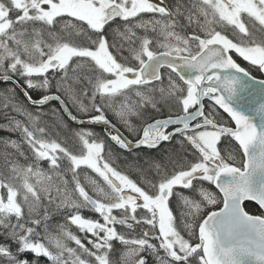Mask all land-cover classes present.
Instances as JSON below:
<instances>
[{
	"label": "snow or ice",
	"instance_id": "obj_1",
	"mask_svg": "<svg viewBox=\"0 0 264 264\" xmlns=\"http://www.w3.org/2000/svg\"><path fill=\"white\" fill-rule=\"evenodd\" d=\"M264 0H0V264H264Z\"/></svg>",
	"mask_w": 264,
	"mask_h": 264
},
{
	"label": "water",
	"instance_id": "obj_2",
	"mask_svg": "<svg viewBox=\"0 0 264 264\" xmlns=\"http://www.w3.org/2000/svg\"><path fill=\"white\" fill-rule=\"evenodd\" d=\"M256 79L261 80L258 78ZM242 97L243 99L239 101V103L245 110L250 109V105H249L250 100L259 102L262 98H264V96L261 95V91L258 87L254 90V95H249V93L246 91L242 94Z\"/></svg>",
	"mask_w": 264,
	"mask_h": 264
},
{
	"label": "flooded vegetation",
	"instance_id": "obj_3",
	"mask_svg": "<svg viewBox=\"0 0 264 264\" xmlns=\"http://www.w3.org/2000/svg\"><path fill=\"white\" fill-rule=\"evenodd\" d=\"M253 75H255V76H256V78H258V79H264V76H262V75L255 74V73H253Z\"/></svg>",
	"mask_w": 264,
	"mask_h": 264
},
{
	"label": "trees",
	"instance_id": "obj_4",
	"mask_svg": "<svg viewBox=\"0 0 264 264\" xmlns=\"http://www.w3.org/2000/svg\"><path fill=\"white\" fill-rule=\"evenodd\" d=\"M0 134H2V133H0Z\"/></svg>",
	"mask_w": 264,
	"mask_h": 264
}]
</instances>
